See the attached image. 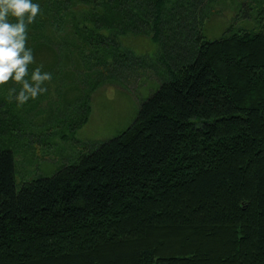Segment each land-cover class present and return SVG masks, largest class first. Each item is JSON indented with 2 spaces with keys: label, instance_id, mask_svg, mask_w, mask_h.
Instances as JSON below:
<instances>
[{
  "label": "trees",
  "instance_id": "trees-1",
  "mask_svg": "<svg viewBox=\"0 0 264 264\" xmlns=\"http://www.w3.org/2000/svg\"><path fill=\"white\" fill-rule=\"evenodd\" d=\"M219 1L36 0L29 75L52 78L23 104L2 87L0 264H264V28L206 38ZM129 36L156 44L159 89L121 134L18 187L7 116L55 98L79 130L100 86L154 68Z\"/></svg>",
  "mask_w": 264,
  "mask_h": 264
},
{
  "label": "rangeland",
  "instance_id": "rangeland-1",
  "mask_svg": "<svg viewBox=\"0 0 264 264\" xmlns=\"http://www.w3.org/2000/svg\"><path fill=\"white\" fill-rule=\"evenodd\" d=\"M213 13L204 23L203 30L208 39L220 37L229 28H264V0H220ZM257 17L261 23L256 22ZM123 43L137 55L153 61L154 68H140L141 63L134 64L139 67L135 71L124 69L116 81L100 86L92 96L89 120L79 130L66 129L69 120L66 110L55 98L49 100L52 102L50 107L45 99L41 107L32 110L30 105L29 109L25 106L27 111L19 110L13 117L7 116V119L20 118L18 126L23 132L11 139L19 150L18 187L37 176H52L64 165L77 162L84 152L121 134L136 120L141 103L159 89L160 76H166L168 71L156 57V44L147 36H129L123 39ZM2 87L0 95L4 98L6 93ZM51 92L57 93L54 87ZM76 98L78 95L73 94L71 99L78 105ZM63 105H66L64 101ZM77 109L79 112V108H74L73 114H77ZM73 118L80 120V117Z\"/></svg>",
  "mask_w": 264,
  "mask_h": 264
},
{
  "label": "clouds",
  "instance_id": "clouds-1",
  "mask_svg": "<svg viewBox=\"0 0 264 264\" xmlns=\"http://www.w3.org/2000/svg\"><path fill=\"white\" fill-rule=\"evenodd\" d=\"M40 12L36 0H0V86L12 81L19 84L15 99L23 104L47 91L46 81L51 73L37 66L29 75V65L34 62L33 49L26 46L27 27ZM14 17L15 20H10Z\"/></svg>",
  "mask_w": 264,
  "mask_h": 264
}]
</instances>
